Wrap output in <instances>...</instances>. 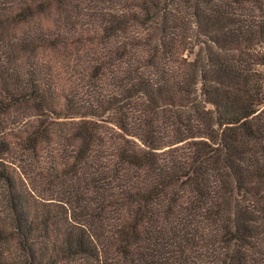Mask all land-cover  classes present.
I'll use <instances>...</instances> for the list:
<instances>
[{"label": "trees", "instance_id": "obj_1", "mask_svg": "<svg viewBox=\"0 0 264 264\" xmlns=\"http://www.w3.org/2000/svg\"><path fill=\"white\" fill-rule=\"evenodd\" d=\"M0 264H264V0H0Z\"/></svg>", "mask_w": 264, "mask_h": 264}]
</instances>
